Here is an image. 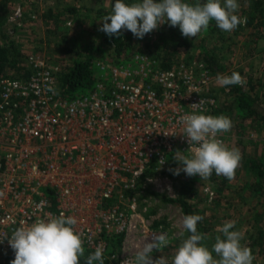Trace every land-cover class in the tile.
<instances>
[{"label":"built area","instance_id":"obj_1","mask_svg":"<svg viewBox=\"0 0 264 264\" xmlns=\"http://www.w3.org/2000/svg\"><path fill=\"white\" fill-rule=\"evenodd\" d=\"M23 18L19 6L9 22ZM25 63L28 77L0 80V264H46L67 245L109 260L105 235L147 229L137 214L145 184L176 197L173 155L187 154L200 177L221 157L224 136L204 119L218 108L216 74L201 60L169 69L143 53L94 60L97 81L74 94L60 63L40 54ZM159 228L146 236L155 248L166 239Z\"/></svg>","mask_w":264,"mask_h":264},{"label":"rangeland","instance_id":"obj_2","mask_svg":"<svg viewBox=\"0 0 264 264\" xmlns=\"http://www.w3.org/2000/svg\"><path fill=\"white\" fill-rule=\"evenodd\" d=\"M222 2L229 10L228 20L246 23L244 11L248 9L249 0ZM6 5L8 17L3 27L5 30L15 27L16 35L12 37L19 45L22 60L29 54H40L66 69L84 60L91 46L96 44L100 49L95 59H109L108 48L114 47L108 39L111 19L123 29L120 33L129 45L125 55L150 51L157 56L163 51L162 47H156L161 45L160 32L173 37L177 34L173 28L188 25L183 16L173 12L172 3L159 0H141L135 10L123 0H7ZM19 6L23 8L24 18L23 26L17 28L9 22V17ZM128 32L135 36L127 41ZM193 33L197 34L191 35L192 46L180 47L173 61L201 60L204 45L216 48L212 52L223 65L212 86L219 109L225 110L222 118L211 122L225 139L221 157L212 166L216 174L211 177L209 170L200 177L187 154L173 155L167 171L176 197L158 193L152 185L145 184V192L137 197V214L142 219H138L139 223L143 221L147 229L139 228L127 235H105L107 255L111 256L108 261L112 264H122L127 258L135 264H264V252L261 254L255 244L259 228L264 229V215L259 217L264 212V197L249 190L256 177L247 174L242 159L245 156L264 161V120L249 118L240 111L237 96L227 82L229 75L235 77L248 102L264 114V24L237 33L228 24L223 41L216 34L210 40V33L204 27L194 29ZM150 40H157L151 50L145 45ZM23 62L20 66L26 67ZM17 73L15 70L11 75L17 76ZM185 193L203 221L204 252V246L199 247L198 240L188 230L182 208L167 200H178ZM160 226L166 232V239L155 248L146 236ZM118 240H121L119 247ZM77 247L74 251L67 248L62 261L47 264H75L71 255L82 256L86 253L84 250L92 256L88 247ZM93 261L95 264L103 262L96 257Z\"/></svg>","mask_w":264,"mask_h":264},{"label":"trees","instance_id":"obj_3","mask_svg":"<svg viewBox=\"0 0 264 264\" xmlns=\"http://www.w3.org/2000/svg\"><path fill=\"white\" fill-rule=\"evenodd\" d=\"M7 0H0V80L4 77H12V78H26L30 75V71L25 67H21V61L25 62V58L22 60L21 53L19 51V45L13 40V37L9 35L8 30H5L3 27V21L8 15H5L7 12ZM126 4H129L132 7V10L138 8L141 0H123ZM156 0H154L155 2ZM163 2L172 3V9L177 15L183 16L184 21L188 22V25L181 26L179 28H173V31H176L173 37H170L164 32H160L159 42L156 47H162L163 51L160 52L157 56H154L147 51L146 55L152 57L153 59L160 62L162 68L169 69L174 64L178 62L173 61L174 54L178 51L180 47L189 48L192 46V37L191 35L196 36L193 33L194 29L204 27L206 32L209 31L210 40H212L216 35L219 36L223 41L224 33L226 32V26L228 24L231 25L232 29H234L237 33L238 30H244L249 27H257V25L264 24V0H249L248 9L244 11L246 14V23L243 24L242 20H238L237 23L232 20H228V9L224 8L222 0H159ZM178 3V5H176ZM171 6V5H170ZM74 9H71V11ZM50 15L52 11H49ZM108 17V16H107ZM232 19V18H231ZM111 27L108 33V39L114 44V47L109 46L110 49L109 59L106 60H115L122 57H127L131 54L126 51L129 47L128 42L123 40V36L120 33L121 29L112 19H111ZM225 31V32H224ZM235 33V34H236ZM145 33H143L144 36ZM134 33L128 32L125 40H131L134 37ZM123 40V41H122ZM157 40H150L145 42L147 49H152L151 46L153 42ZM96 45L91 46L90 52L86 55L84 60H79L73 63L70 67H68L66 72H63L61 77L62 86L66 89L69 94H74L79 89L89 88L97 81V76L95 74V68L92 63L95 59L97 52L100 47ZM203 53L201 60L207 65L210 71L213 74H217L223 70V65L218 61V57L214 55L212 50L203 45ZM140 53V52H139ZM125 55V56H124ZM102 60V59H100ZM23 62V63H24ZM17 73V76L11 75L13 71ZM21 70V71H20ZM228 85L230 89L237 96V106L240 111L245 114L247 117L251 118L256 117L264 120V114L260 113L258 109L252 105V103L248 102L247 95L243 91L241 85L236 81L235 77L229 75L227 78ZM225 110L219 109V107L212 113L205 115L204 119L209 122L214 121L215 119H220L223 117ZM244 159V168L247 169L248 175H254L256 180L254 183L250 184L249 190L251 193L255 195L264 197V161L263 159H248L243 156ZM231 167V165H230ZM229 168V167H228ZM216 174V169L211 167L210 175L214 178ZM188 193H185L180 199L172 200L167 199L169 202L177 203L183 211L185 222L188 226V230L191 234L198 240L199 247H203L205 244V229L203 225L202 218L199 216L198 212L195 209V205L190 202L188 199ZM264 215V212L259 216L260 218ZM260 234H258L255 244L257 248L261 252H264V229L259 228ZM121 240L117 241V247H119ZM77 246L67 245L64 252L58 258H50L47 263L50 262H59L62 261L63 257L66 256L67 250L74 251ZM68 248V249H67ZM78 248V247H77ZM206 248V245L202 248L203 252ZM67 249V250H66ZM86 253H83L82 256L76 257V254L73 253L71 258H74L75 264H95L94 263V255L92 256L88 254V250H84ZM46 263V264H47ZM102 264H112L108 260L103 261Z\"/></svg>","mask_w":264,"mask_h":264}]
</instances>
